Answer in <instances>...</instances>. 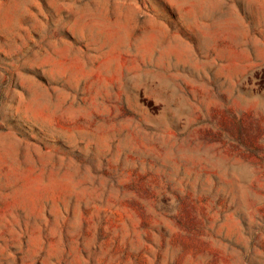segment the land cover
I'll list each match as a JSON object with an SVG mask.
<instances>
[{
	"label": "rangeland",
	"instance_id": "374dc122",
	"mask_svg": "<svg viewBox=\"0 0 264 264\" xmlns=\"http://www.w3.org/2000/svg\"><path fill=\"white\" fill-rule=\"evenodd\" d=\"M0 264H264V0H0Z\"/></svg>",
	"mask_w": 264,
	"mask_h": 264
}]
</instances>
